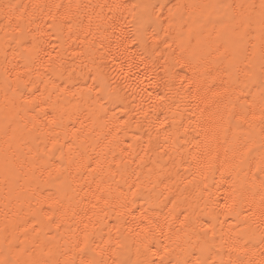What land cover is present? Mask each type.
Masks as SVG:
<instances>
[{
  "label": "bare ground",
  "instance_id": "obj_1",
  "mask_svg": "<svg viewBox=\"0 0 264 264\" xmlns=\"http://www.w3.org/2000/svg\"><path fill=\"white\" fill-rule=\"evenodd\" d=\"M0 264H264V0H0Z\"/></svg>",
  "mask_w": 264,
  "mask_h": 264
},
{
  "label": "snow or ice",
  "instance_id": "obj_2",
  "mask_svg": "<svg viewBox=\"0 0 264 264\" xmlns=\"http://www.w3.org/2000/svg\"><path fill=\"white\" fill-rule=\"evenodd\" d=\"M160 99H163V97H160Z\"/></svg>",
  "mask_w": 264,
  "mask_h": 264
}]
</instances>
